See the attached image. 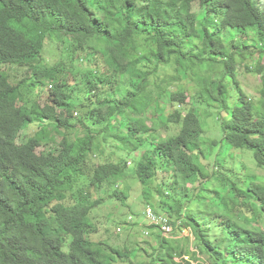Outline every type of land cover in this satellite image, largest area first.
Returning a JSON list of instances; mask_svg holds the SVG:
<instances>
[{"label":"trees","instance_id":"obj_1","mask_svg":"<svg viewBox=\"0 0 264 264\" xmlns=\"http://www.w3.org/2000/svg\"><path fill=\"white\" fill-rule=\"evenodd\" d=\"M52 39L69 45L72 64L95 62L77 75L94 81L81 104L72 103L64 63L46 62ZM257 54V0H0V264H191L186 255L196 264H264V184L204 162L216 148L242 149L264 169V66L245 65L261 76L258 101L238 79L239 64ZM14 66L27 74L16 80L6 70ZM34 87L46 98L30 106L24 91ZM210 117L222 136L206 142ZM30 124L39 130L24 141ZM171 125L179 128L170 135ZM102 133L116 160L99 157ZM145 146L151 152L131 169L144 204L177 231L191 227L197 242L183 239L199 252L159 226L145 227L157 231L148 248L93 239L91 215L104 203L93 194L106 187L108 203L125 205L118 183ZM133 218L117 222V233Z\"/></svg>","mask_w":264,"mask_h":264},{"label":"rangeland","instance_id":"obj_2","mask_svg":"<svg viewBox=\"0 0 264 264\" xmlns=\"http://www.w3.org/2000/svg\"><path fill=\"white\" fill-rule=\"evenodd\" d=\"M260 7L264 10V0H257ZM237 37V36H236ZM252 45H255V43L252 42ZM258 48H261L258 46ZM69 45H59L56 40H48L46 43V49L44 52V56L46 58V62L49 65H56L57 63H64L66 66V72L63 76L66 79L72 80L70 87H73L76 84V87H74V92L69 93L72 97V103L75 105L81 104L83 101L87 99V94L89 90L86 88V85L88 82L93 81L92 77L87 75L84 76L82 74H79V72H85L89 73L90 68L95 69L93 66L95 64L94 61L91 63H87L85 60L82 65L75 63L72 64L71 60L69 58ZM246 64H249L252 66V68L257 67V65L264 66V57L257 54V57L252 60H247L245 63L239 64L238 68V79L245 90V92L248 94L249 97L253 98L254 101H258L260 98V92L259 90L262 87V80L261 76L254 74L253 72H248L246 69ZM6 68V66L3 67V69ZM7 71H9L16 80H19L23 77V75L27 74V68L23 67L22 69H18V66H14L12 68H7ZM182 78L185 77V75H181ZM98 87L99 89H105L107 86L105 84H101L99 80L97 79ZM181 83V82H180ZM182 84V83H181ZM190 84V81L188 80L187 85ZM48 86L51 85L50 83H47ZM108 89V88H107ZM107 91V90H106ZM24 93L27 95L26 99L29 100V105L32 106L35 102L41 101L44 103V100L46 98V93L43 91V87H34L32 91L28 93V91H24ZM191 92L187 93V96L191 98L190 95ZM101 97L105 98L107 97V94L102 95ZM189 100V99H188ZM187 100V101H188ZM234 99L231 98V101ZM76 113V112H75ZM79 114V113H78ZM81 114H79L78 118ZM208 126L206 128V133L204 134V140L207 142L212 141L215 139L221 138V133L219 131V127L217 124L213 121V118L210 117L207 120ZM177 125H171L169 134H175L178 131ZM39 130V127L36 124H30L24 131L22 135V139L26 141L29 137L34 136L37 134L36 132ZM160 135L163 139H166V136L163 135V132L160 131ZM207 135V139L206 136ZM103 136L105 137L103 133L101 134L100 138L98 139L97 143L100 145V148L98 150L99 157H101L103 160H116V157L114 156V149L112 148L113 142H109V145L107 142L103 141ZM169 136V135H168ZM210 151H212L209 147H207ZM150 146H145L141 148L137 153L133 154V156L124 155L125 157L130 158L129 162V170L126 171L125 178L118 183V190L121 192H125L128 195L129 200L126 201L125 205L120 204L119 201H112L108 203V200L111 198L107 195L110 192H108L107 188L104 187L101 192L97 194H93V197L95 199L103 200L104 203L102 206L97 208L92 215H91V221L94 225V229L97 231V233L93 236V239L95 241H104L108 244L118 247L121 249L124 248H136L141 246L148 248L149 245L155 244L156 240L153 236V234L157 233V231H153V234L150 237H147L145 233L143 234V228H145L147 225H149L147 216H146V204H144V198H143V192L144 187L135 179V175L132 172V168L135 166L136 159L139 156L144 155L145 153H150ZM128 152V151H127ZM219 149L216 148L214 152L212 153L209 160L205 159L204 162L206 164H214L213 168L217 164L216 162H220V171H223V173L227 174H233L235 176H239L244 178L245 181L249 180L250 177H253L259 181L261 185L264 184V169H259L255 163L253 153L248 150H238V149H231L228 150L225 148L222 150L221 154L218 155ZM134 160H133V159ZM161 166V164L159 165ZM166 167L165 165L163 168ZM165 170V168H164ZM166 171V170H165ZM167 178L170 176L165 175ZM230 176V175H229ZM165 178V177H164ZM234 178V177H233ZM159 183L158 180H155L150 186V188L153 190L154 194H156L155 190L157 189ZM244 188H247V184L242 183ZM156 196V195H155ZM168 197V196H167ZM157 199H154L155 201ZM167 201H170L169 198L166 199ZM152 201V202H153ZM191 205L193 206L194 210H199V204L196 202V200L193 202L191 201ZM163 212V211H159ZM133 215V225L125 226L123 227L124 232L123 233H117L116 229V223L124 220H128L131 215ZM123 225V223L121 224ZM141 228H140V226ZM187 226H185L186 228ZM186 230H180L177 231L174 236H170L172 238H176L177 241L180 243L181 248L189 249L192 251H198L197 250V243H193L191 241H185L183 237L185 234L189 235L190 231ZM177 235V236H176ZM181 235V236H180ZM191 252V251H190ZM200 259L204 262H207L205 258H203L200 254ZM186 259L190 261L191 264H196V261L193 257H190L189 255H186ZM192 260V261H191ZM115 264H125L121 261Z\"/></svg>","mask_w":264,"mask_h":264},{"label":"built area","instance_id":"obj_3","mask_svg":"<svg viewBox=\"0 0 264 264\" xmlns=\"http://www.w3.org/2000/svg\"><path fill=\"white\" fill-rule=\"evenodd\" d=\"M146 213L149 224L152 226L161 227L164 237L171 239L172 237L170 236H174V234L177 232L176 228L170 223L167 215H157L154 213L152 208H147ZM128 221H130V219ZM186 229H188L187 231L190 232L189 235L185 234V236H191L193 238V242H197V236L195 235L194 230H192L191 227H184L183 231ZM146 235L149 236V233L147 232Z\"/></svg>","mask_w":264,"mask_h":264},{"label":"clouds","instance_id":"obj_4","mask_svg":"<svg viewBox=\"0 0 264 264\" xmlns=\"http://www.w3.org/2000/svg\"><path fill=\"white\" fill-rule=\"evenodd\" d=\"M147 227H152V225L149 224V226H147ZM145 232H146V233L148 232V233H149V236L152 235L151 230H149V229H147V228H143V234H144ZM146 233H145V235H146ZM161 234H162V233H161ZM162 235H163V234H162ZM146 236H147V235H146ZM149 236H147V237H149ZM163 236H164V235H163ZM174 238H175V237H174ZM171 239H173V238H171Z\"/></svg>","mask_w":264,"mask_h":264},{"label":"bare ground","instance_id":"obj_5","mask_svg":"<svg viewBox=\"0 0 264 264\" xmlns=\"http://www.w3.org/2000/svg\"><path fill=\"white\" fill-rule=\"evenodd\" d=\"M149 223V222H148ZM173 224H174V222H172ZM147 226H149V225H147ZM157 227V226H156ZM177 236V235H176Z\"/></svg>","mask_w":264,"mask_h":264}]
</instances>
